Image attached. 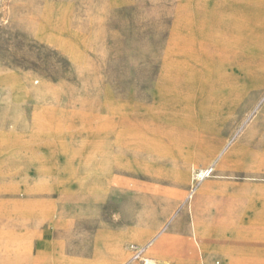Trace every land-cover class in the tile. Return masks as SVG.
Returning a JSON list of instances; mask_svg holds the SVG:
<instances>
[{"label": "rangeland", "instance_id": "obj_1", "mask_svg": "<svg viewBox=\"0 0 264 264\" xmlns=\"http://www.w3.org/2000/svg\"><path fill=\"white\" fill-rule=\"evenodd\" d=\"M193 219L169 264H264V0H0V264H164Z\"/></svg>", "mask_w": 264, "mask_h": 264}, {"label": "crops", "instance_id": "obj_2", "mask_svg": "<svg viewBox=\"0 0 264 264\" xmlns=\"http://www.w3.org/2000/svg\"><path fill=\"white\" fill-rule=\"evenodd\" d=\"M213 157L214 160L210 163L209 166L212 165L213 169L215 166V163L218 159V155H214ZM190 163L191 164H195V160L193 157L190 158ZM204 170V169H203ZM195 222V223H194ZM179 230V229H178ZM0 250L2 251V249L7 252L8 251V246L11 245L10 244V240L8 238L9 235V231H3L0 229ZM190 231H191V238L192 240L188 239L187 237L181 236L180 234H175L173 237L167 236V235H162L159 238H157L153 244L152 247L150 248L149 252L152 254L150 257L151 259H153L156 263L157 261H162L164 264H169V261L167 257H184L185 255L194 257L196 255V253L199 255V257H207L208 253L210 252L208 247L205 245L204 242V237H203V232L200 228L199 222L195 219H193V221L191 222V227H190ZM193 231V232H192ZM8 232V233H7ZM5 233V234H4ZM38 235V236H37ZM6 236V237H4ZM37 238V243H36V247L38 250H40L41 252L43 251V249L49 245V237L47 234H36L35 235ZM3 237L5 239H3ZM2 240V241H1ZM4 241V242H3ZM6 241V243H5ZM113 240V251L116 252H120L122 250V243L120 240H117V242ZM3 244V245H2ZM2 245V246H1ZM0 251V257H6L4 255V253H1ZM212 251L215 253H220V251L218 252L216 249H212ZM221 257H225L226 252H221ZM154 257V258H153ZM11 261H13L11 263ZM48 261H51L48 258ZM5 264H27L26 260L24 259H17L15 258L14 260L12 259H7L4 261ZM98 264H107L106 262H100ZM201 264H205L204 262H202Z\"/></svg>", "mask_w": 264, "mask_h": 264}, {"label": "bare ground", "instance_id": "obj_3", "mask_svg": "<svg viewBox=\"0 0 264 264\" xmlns=\"http://www.w3.org/2000/svg\"><path fill=\"white\" fill-rule=\"evenodd\" d=\"M213 170V168H212V166H210L208 169H207V171L208 170ZM206 172V171H205ZM204 175H205V173H204V170L203 169H198V173H197V176L200 178V179H203V177H204ZM189 197L190 198H192L193 197V193L191 194V195H189ZM195 223V222H194ZM1 232V231H0ZM193 232V231H192ZM8 233V232H7ZM5 234V233H4ZM0 235H1V233H0ZM38 236V235H37ZM0 238H2V237H0ZM7 238V237H6ZM3 239H5L4 237H3ZM2 241V240H1ZM7 241V240H6ZM6 241H5V243H6ZM4 242V241H3ZM116 243V242H115ZM1 244V243H0ZM7 244V243H6ZM3 245V244H2ZM1 245V246H2ZM114 246V245H113ZM1 251V250H0ZM7 260V259H6ZM12 260H14V259H12ZM148 261H151L152 263L154 262L155 263V261L153 260V259H147ZM13 261H11V263H12ZM17 264V263H16Z\"/></svg>", "mask_w": 264, "mask_h": 264}, {"label": "built area", "instance_id": "obj_4", "mask_svg": "<svg viewBox=\"0 0 264 264\" xmlns=\"http://www.w3.org/2000/svg\"><path fill=\"white\" fill-rule=\"evenodd\" d=\"M208 171H206L205 173H207Z\"/></svg>", "mask_w": 264, "mask_h": 264}]
</instances>
